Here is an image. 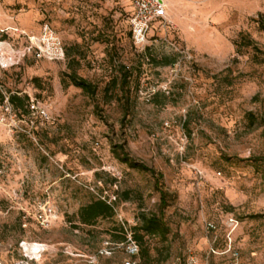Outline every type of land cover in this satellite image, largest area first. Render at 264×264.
<instances>
[{
  "label": "rangeland",
  "instance_id": "rangeland-1",
  "mask_svg": "<svg viewBox=\"0 0 264 264\" xmlns=\"http://www.w3.org/2000/svg\"><path fill=\"white\" fill-rule=\"evenodd\" d=\"M166 1L170 23L140 50L130 0H0L1 27L37 34L47 24L64 51L16 54L19 64L0 69L6 264L21 241L30 264H186L189 251L204 264H264V0ZM70 67L94 94L63 86ZM10 94L24 106L1 107ZM115 144L163 174L169 232L144 237L147 256L138 244L129 254L114 227L129 233L158 213L159 193L149 172L113 156ZM98 197L113 216L80 224L78 208ZM43 201L57 213L45 228L34 218Z\"/></svg>",
  "mask_w": 264,
  "mask_h": 264
},
{
  "label": "built area",
  "instance_id": "built-area-1",
  "mask_svg": "<svg viewBox=\"0 0 264 264\" xmlns=\"http://www.w3.org/2000/svg\"><path fill=\"white\" fill-rule=\"evenodd\" d=\"M131 11L128 16V24L131 34V41L133 45L143 50L147 43L154 38V33H150V30H156L158 27L167 26L170 20L167 18L166 0H130ZM157 24L156 26L154 25ZM14 32L18 36L25 38V44L17 48L6 37L0 36V69L8 68L19 64L18 60H14L13 57L16 54L24 56L26 54H33L37 58H45L48 60H60L64 57L63 47L60 38L55 31L47 24H43L37 34H29L23 29L13 26H0V33ZM1 107H4L6 111H9L8 97L5 98ZM30 108L34 109L33 102L30 103ZM57 216L56 210L48 204V202H38L37 209L34 212V218L37 223L45 228L55 219ZM25 225V224H23ZM209 226L212 227L210 224ZM126 250L129 254L133 255L137 253L138 246L134 240H132L130 233L126 239ZM29 244L26 241L20 242L22 249V255L20 258L13 261L12 264H30V261L36 260L34 256L28 255L24 249L25 244ZM0 264H6V262L0 258ZM127 264H131L127 262ZM186 264H204L191 251L187 253Z\"/></svg>",
  "mask_w": 264,
  "mask_h": 264
},
{
  "label": "trees",
  "instance_id": "trees-1",
  "mask_svg": "<svg viewBox=\"0 0 264 264\" xmlns=\"http://www.w3.org/2000/svg\"><path fill=\"white\" fill-rule=\"evenodd\" d=\"M130 38H131V34H130ZM168 62L170 61L166 59L163 63L167 64ZM127 75L128 73L126 72L122 73L123 80L127 78ZM61 82L63 86H67L68 84H71L75 87L80 88L83 92L90 95L94 94L96 90V86L92 82L79 76L73 69L68 73H64V77H62ZM25 98L26 97H20L16 94H10L8 95V102L14 107L22 108L24 106ZM262 122L264 125V121ZM111 152L117 160L126 164L128 167L142 171H147L154 178V188L159 193V212L142 214L140 218V222L134 226H131L129 231L132 240H134L136 244L140 246V255L141 254L143 255L144 253L147 256L148 251L143 245L144 237L157 235L161 238H165L166 234L169 232V227L165 223L162 217L163 208L167 205V193L163 188V182H162L163 174L160 171L147 166L143 162H140L130 157L122 144L112 145ZM113 214H114V206L111 203V201H108L105 198L98 197L81 205L77 211V218L80 224L91 225L98 218L111 217L113 216ZM114 230H116L117 232V235H115V239L120 242H125L128 233L127 229L119 225L114 227Z\"/></svg>",
  "mask_w": 264,
  "mask_h": 264
},
{
  "label": "crops",
  "instance_id": "crops-1",
  "mask_svg": "<svg viewBox=\"0 0 264 264\" xmlns=\"http://www.w3.org/2000/svg\"><path fill=\"white\" fill-rule=\"evenodd\" d=\"M130 6H131V4H130ZM131 10V9H130Z\"/></svg>",
  "mask_w": 264,
  "mask_h": 264
}]
</instances>
